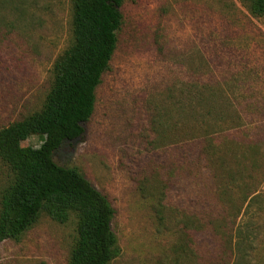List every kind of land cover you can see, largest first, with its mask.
<instances>
[{
    "label": "rangeland",
    "instance_id": "1",
    "mask_svg": "<svg viewBox=\"0 0 264 264\" xmlns=\"http://www.w3.org/2000/svg\"><path fill=\"white\" fill-rule=\"evenodd\" d=\"M122 13L86 134L54 156L109 197L120 248L113 264H264V212L254 243L238 242L205 163L188 160L185 117L173 106L214 88L217 126L232 128L237 156L255 146L264 168V16L244 0H125ZM72 18V0H0V130L42 108L54 63L72 44ZM9 177L0 163V191ZM186 215L206 224L188 238ZM75 236L74 221L44 215L0 246V264H68Z\"/></svg>",
    "mask_w": 264,
    "mask_h": 264
},
{
    "label": "trees",
    "instance_id": "2",
    "mask_svg": "<svg viewBox=\"0 0 264 264\" xmlns=\"http://www.w3.org/2000/svg\"><path fill=\"white\" fill-rule=\"evenodd\" d=\"M244 1L252 15L264 16V0ZM124 3L72 0V44L54 63V81L42 108L0 130V163L10 174L0 191V246L19 242L46 215L61 225L75 222L68 264H113L120 256L113 230L116 210L109 197L76 168L59 165L54 156L65 143L86 134L97 90L118 49ZM215 92L207 88L206 94L190 97L186 103L178 100L173 106L178 116L185 117L186 138L191 142L185 147L188 160L198 168L205 163L216 183L214 195L222 203L223 217L234 226L231 230L237 241L250 245L260 229L255 220L264 212V194L257 182L261 177H256L262 171L264 181V168L262 160L253 156L255 146H240L243 151L237 156L232 128L217 126L224 115L215 110ZM171 120L174 125L169 131L176 137L179 122L174 115ZM224 134L227 139H222ZM34 136L41 139V145L25 146ZM182 224L187 238L206 225L188 215Z\"/></svg>",
    "mask_w": 264,
    "mask_h": 264
}]
</instances>
